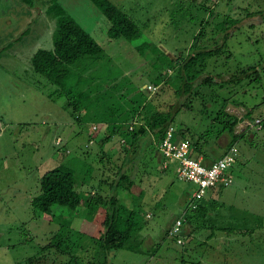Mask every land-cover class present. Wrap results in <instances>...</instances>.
Here are the masks:
<instances>
[{
	"label": "rangeland",
	"instance_id": "obj_1",
	"mask_svg": "<svg viewBox=\"0 0 264 264\" xmlns=\"http://www.w3.org/2000/svg\"><path fill=\"white\" fill-rule=\"evenodd\" d=\"M107 1L137 25V39H112L108 19L92 0H0V264H63V256L54 255L52 248L44 256L41 252L69 221L71 228L82 229L86 243L102 233L92 215L83 219L84 209L73 213L60 208L62 218L52 222L31 207L30 197L40 190L39 178L59 165L69 166L67 161L73 159L81 162L70 167L82 200L88 192L104 200L116 197L138 211L144 225L136 237L139 242L115 251L108 264H264V144L255 143L248 164L236 171L234 184L222 189L228 190L224 204L212 207L224 220L198 222L221 224L234 233L212 257L210 244L188 240L182 232L168 235L178 218L193 214L187 207L194 186L178 180L172 167L170 178L157 183L162 172L152 145L129 148L118 135L104 141L141 102L161 110L185 104L191 109L183 107L179 117L192 125L193 136L210 128L223 105L236 118L262 119L264 0ZM59 9L90 35L102 54L70 67L65 89L55 95L57 88L32 70L31 58L38 50H52L55 22L47 12ZM224 22L233 25L224 40L230 55L207 59L199 82L211 76L213 84H195L184 102L175 93L183 84L176 63L222 43L224 32L218 28ZM248 66L258 68L257 82L215 85ZM79 93L86 103L73 115L67 102ZM203 104L208 107L204 114ZM180 118H175L176 128ZM59 138L62 148L56 147ZM256 169L261 173H253ZM120 172L132 178L131 193L118 187ZM179 238L183 245L177 244Z\"/></svg>",
	"mask_w": 264,
	"mask_h": 264
},
{
	"label": "trees",
	"instance_id": "obj_2",
	"mask_svg": "<svg viewBox=\"0 0 264 264\" xmlns=\"http://www.w3.org/2000/svg\"><path fill=\"white\" fill-rule=\"evenodd\" d=\"M92 1L108 19L110 23L109 36L112 39H125L131 42L139 37L137 25L119 8L107 0ZM30 6L32 7V5ZM47 14L55 21L53 48L52 50L36 51L31 58V67L36 74L42 76L48 83L57 88L52 93L57 95L58 90L65 89L67 79L71 76L70 67L86 58L99 57L102 54V49L88 33L67 16L63 9L47 12ZM231 26L233 25L224 22L223 26L218 28L224 32V35L222 43L216 44V48H203L200 51L189 54L186 59H181L176 63L177 73L182 77L183 84L175 93L178 97L185 98L183 99L184 102L191 98V89L195 84L198 87L213 84L211 76L204 78L202 82H199V80L204 76L207 59L224 56L227 53L230 55L224 40L229 36L228 30ZM258 72V68L255 66L238 68L229 74L226 79H223V76H219L222 80L218 84L215 83V85L222 88L224 85H226L224 87L236 86L244 80L257 82L259 80ZM195 95L199 94L195 93ZM82 102L86 103V99L83 98V93H79L76 99L72 100V102H67L66 107L71 108L73 115H76L84 108L81 105ZM156 106L157 104L152 105L147 102H141L138 107L130 111L128 118L131 116V120L127 121L128 118H126L122 123L114 125L109 135L104 138V141L107 142L113 135H118L122 143L127 144L129 148H135L142 137L152 134L157 144H159L170 127L175 128L176 140H185L183 130L180 129V126L176 128L174 122L183 107H188H185V104L180 106L172 104L161 110ZM207 108V104H203L200 112L206 113ZM132 119L137 122H133ZM238 123L239 120L235 116L224 111L223 105L221 112L217 113L213 119L210 128L198 135L199 140L196 142L193 140L189 141L192 156L196 149L200 148L201 140L212 137L219 138L223 134L230 136L229 150L232 145L238 142V137L233 134ZM131 126L132 130H129ZM162 162L163 160L161 165ZM117 185L124 191L131 193L130 190L134 184L129 175L125 174V172H120ZM39 187V193L36 197H33L31 207L34 211L43 214L47 220L58 222L62 218L57 213L60 208H66L73 213H78L84 209L81 212L82 214L85 213L83 219L92 215L94 223L99 224L102 228V233L97 238L93 240L91 237L89 239L90 242L86 243L84 239L86 235L81 234L80 236L82 229L71 228V222L69 221L66 227L60 226L59 232L53 237V243L43 248L42 256L52 248L55 251L54 255L63 256L65 260L63 264H108L109 258L115 251L126 247L132 248L134 246L133 243L139 242L136 237L144 227L141 223L139 212L126 206L116 197L104 200L99 194L94 197V193L88 192L82 200L81 195L76 191L75 172L70 167V163L69 166L59 165L44 173L39 178ZM189 204H191V200ZM198 204L195 210L188 205L187 210L192 213L198 211L197 209L200 208ZM97 215L100 216V219L95 220L98 217ZM82 225L83 222L81 223ZM32 260L34 259H28L27 262L31 263Z\"/></svg>",
	"mask_w": 264,
	"mask_h": 264
},
{
	"label": "crops",
	"instance_id": "obj_3",
	"mask_svg": "<svg viewBox=\"0 0 264 264\" xmlns=\"http://www.w3.org/2000/svg\"><path fill=\"white\" fill-rule=\"evenodd\" d=\"M180 113L176 116V119L180 118L179 117ZM237 119L239 120V123L236 126L233 134L234 136L238 137V142L232 146H236L238 148L239 155L236 159V163L229 170V174L231 175L233 184L235 182V174L238 168L239 167L240 169H242L243 167L245 168V166L250 161L253 151H254L253 147H255L256 145L255 143H259L262 146L264 144V127H263L264 122L262 123V129L258 131L256 129H251L250 127H247V123H251L253 122V120L252 121L250 119L244 120V119H241V117H237ZM262 119L264 121V115ZM133 122H137V121L133 119ZM179 124L181 126L180 129L183 130V135L185 136V140L189 139L188 137H192L191 140H193L194 142L199 140L198 136L196 135L193 136L191 134L193 128L190 123H188L189 125H185L183 120L180 118ZM229 142H230V136L227 134H223L219 138L212 137L210 139L201 140L200 148H198V150L196 149V152H194L193 156L196 159L200 160L203 165L210 166L212 163L219 160L228 151ZM146 143L147 145L149 144L152 145L155 149V154H156L155 156H156V160L158 162V167H159L158 169L159 170L161 169V172H162L159 178L160 180H157L158 181L157 183H162L163 181L162 178H164V180H167V178L168 179L170 178L167 172L168 170L171 169L172 166H170L167 170L162 169L161 167L162 157L158 151L157 141L154 139L152 134L146 135L140 139V141L137 143L139 150L144 149L146 147V146L144 147ZM240 144H242L243 147H241ZM66 152L68 153V151ZM67 163L68 164L70 163V165H73V164L81 165V162L76 159L67 161ZM172 169L174 172L173 167ZM253 173L260 174L261 171L256 169V170H253ZM222 189H227V188L219 187V188L209 191L207 196L201 202H199L198 205H200V208L197 209L198 211H195L189 218H186V215L185 216L183 215V217H180V218H183V224H182V229H181V232L183 233V235L185 234V237H187L188 240H195L197 238V240L201 244H204L206 246L210 244L209 245L210 247L209 255H211L212 257L217 247L219 245L222 246L226 244V242H228L229 240V237H231L234 233H232L231 231H228V229L224 225H221V224L211 225L209 227L206 224H199L198 222L204 219H208V218L212 220H218V221L224 220L223 215L220 216V214L218 213L214 214L213 212L214 210L212 209L214 205H218L219 203L224 204L223 196L228 190L225 192V190H222ZM32 198L33 197H30V200H32ZM215 264H218V263H215Z\"/></svg>",
	"mask_w": 264,
	"mask_h": 264
},
{
	"label": "built area",
	"instance_id": "obj_4",
	"mask_svg": "<svg viewBox=\"0 0 264 264\" xmlns=\"http://www.w3.org/2000/svg\"><path fill=\"white\" fill-rule=\"evenodd\" d=\"M151 90L152 88L148 87V91ZM262 122L263 119H255L253 122L247 123V127L259 131L262 129ZM92 129L97 130L95 126ZM129 130H132V126ZM175 136V128L170 127L157 146L163 160L161 167L165 170L172 166L178 180L194 186L189 207L195 210L197 203L202 201L209 191L219 187L228 188L232 184L233 180L229 170L236 163L239 151L236 146H232L219 160L210 166H205L192 156L190 142L176 140ZM91 144L92 141L89 142V145ZM64 145L62 139L56 140V147L62 148ZM182 224L183 219L178 218L168 235L177 237L181 233ZM176 242L178 245H183L180 238Z\"/></svg>",
	"mask_w": 264,
	"mask_h": 264
},
{
	"label": "flooded vegetation",
	"instance_id": "obj_5",
	"mask_svg": "<svg viewBox=\"0 0 264 264\" xmlns=\"http://www.w3.org/2000/svg\"><path fill=\"white\" fill-rule=\"evenodd\" d=\"M34 6H32V7H29V8H33ZM50 17V16H49ZM53 20V19H52ZM54 21V20H53ZM55 22V21H54Z\"/></svg>",
	"mask_w": 264,
	"mask_h": 264
}]
</instances>
